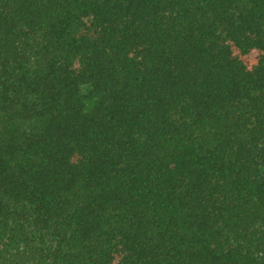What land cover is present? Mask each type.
<instances>
[{"label":"trees","instance_id":"obj_1","mask_svg":"<svg viewBox=\"0 0 264 264\" xmlns=\"http://www.w3.org/2000/svg\"><path fill=\"white\" fill-rule=\"evenodd\" d=\"M0 264H264V0H0Z\"/></svg>","mask_w":264,"mask_h":264}]
</instances>
